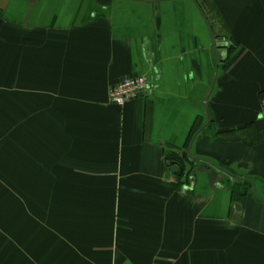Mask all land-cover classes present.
I'll return each instance as SVG.
<instances>
[{
    "label": "crops",
    "instance_id": "crops-1",
    "mask_svg": "<svg viewBox=\"0 0 264 264\" xmlns=\"http://www.w3.org/2000/svg\"><path fill=\"white\" fill-rule=\"evenodd\" d=\"M263 98L264 0H0V264H264Z\"/></svg>",
    "mask_w": 264,
    "mask_h": 264
},
{
    "label": "built area",
    "instance_id": "built-area-1",
    "mask_svg": "<svg viewBox=\"0 0 264 264\" xmlns=\"http://www.w3.org/2000/svg\"><path fill=\"white\" fill-rule=\"evenodd\" d=\"M147 87L148 78L146 75L125 78L110 89L109 101L123 106L127 102L136 99ZM260 117L264 120V98L261 102Z\"/></svg>",
    "mask_w": 264,
    "mask_h": 264
},
{
    "label": "water",
    "instance_id": "water-1",
    "mask_svg": "<svg viewBox=\"0 0 264 264\" xmlns=\"http://www.w3.org/2000/svg\"><path fill=\"white\" fill-rule=\"evenodd\" d=\"M237 209L240 211L241 208L239 206H237Z\"/></svg>",
    "mask_w": 264,
    "mask_h": 264
}]
</instances>
